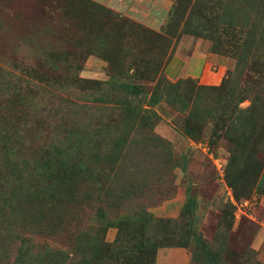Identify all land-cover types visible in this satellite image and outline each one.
<instances>
[{"label":"rangeland","instance_id":"rangeland-1","mask_svg":"<svg viewBox=\"0 0 264 264\" xmlns=\"http://www.w3.org/2000/svg\"><path fill=\"white\" fill-rule=\"evenodd\" d=\"M0 264H264V0H0Z\"/></svg>","mask_w":264,"mask_h":264},{"label":"crops","instance_id":"crops-1","mask_svg":"<svg viewBox=\"0 0 264 264\" xmlns=\"http://www.w3.org/2000/svg\"><path fill=\"white\" fill-rule=\"evenodd\" d=\"M175 57L178 58L179 63H180V60L182 61V63H183V61H185L183 63V65H184V71L185 72H183L182 74H180L181 73L180 72L179 75L176 78L171 77V76L168 75L169 78H171V79H178V78L183 77V76H194V77H198V76L201 75L202 68H200L201 64L198 61V59L188 58V59H184L183 60V59H181L179 57V55H176Z\"/></svg>","mask_w":264,"mask_h":264},{"label":"trees","instance_id":"trees-1","mask_svg":"<svg viewBox=\"0 0 264 264\" xmlns=\"http://www.w3.org/2000/svg\"><path fill=\"white\" fill-rule=\"evenodd\" d=\"M179 80H180V79H179ZM126 87H130V88H132V89H135V88H136L135 86H132V85H129V84H126ZM154 102H155V104H158V103H159V100L155 98V101H154ZM144 111L147 112V110H144ZM144 111H143V112H144ZM120 138H123V139H121V142H123V143L125 142V141H124V138H125L126 141H127V137H120ZM117 142H118V143H116V146H114V148H118V147H119V148H123L122 145L119 144L120 140H118ZM116 150H117V151H116ZM125 153H126V152H124V151L122 152L121 149H115V150L112 152L111 156H110L109 154H106V155H104L102 158L105 159V160H107V161H109L108 158H109V157H112L111 161L114 162L115 160H118V159H119L120 154L122 155V154H125ZM99 157H101V155H99Z\"/></svg>","mask_w":264,"mask_h":264}]
</instances>
